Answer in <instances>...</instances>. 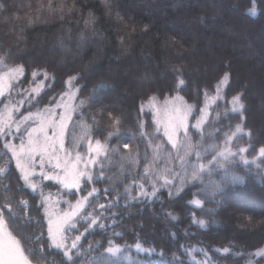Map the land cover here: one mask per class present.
I'll list each match as a JSON object with an SVG mask.
<instances>
[{"label": "trees", "instance_id": "1", "mask_svg": "<svg viewBox=\"0 0 264 264\" xmlns=\"http://www.w3.org/2000/svg\"><path fill=\"white\" fill-rule=\"evenodd\" d=\"M15 68L22 69L15 89L40 88L26 109L72 90L70 130L79 136L83 123L88 131L77 150L97 140L106 146L94 165L104 167L91 170L94 181H85L82 191L67 196L55 183L42 184V191L70 202L97 189L83 215L109 218L68 233L81 236V247L140 244L151 252H131L128 264L264 262L253 256L264 245V0H0V72ZM176 96L192 108L187 132L194 147L213 149L181 189L174 179L154 177L161 164L170 166L169 145L148 107ZM207 97L199 130L194 123ZM237 97L243 107L234 111ZM222 149L233 157L206 163ZM225 160L243 183L206 198L208 178L220 175ZM0 167V212L8 230L34 264H67L48 238L41 192L24 184L9 153ZM153 187L154 197L138 196Z\"/></svg>", "mask_w": 264, "mask_h": 264}, {"label": "snow or ice", "instance_id": "2", "mask_svg": "<svg viewBox=\"0 0 264 264\" xmlns=\"http://www.w3.org/2000/svg\"><path fill=\"white\" fill-rule=\"evenodd\" d=\"M252 12L255 14L254 8ZM19 75H22V69H9L0 75V96H3L9 90L12 86L11 81L17 79ZM227 80L228 76L226 74L220 83L225 84ZM180 83L182 84L183 81ZM34 91L39 90L35 89ZM215 99L213 98V100ZM238 101V97L232 101L234 111L243 107ZM150 106L154 109V119L158 125V130L162 126L164 136L170 142L175 143L176 134L181 128L187 127L191 106L185 104L181 96H176L173 100L166 101L164 105L159 107L154 103ZM56 107L62 108L63 111L57 113L54 109H45L43 112H30L17 122L13 119V112H18L19 108L5 105L4 110L0 111V139L5 140L3 148L6 149V152L0 153V158L6 157L8 153L11 154V159L15 162V167L20 172L22 180L33 192L41 186V181L35 180V177L38 176L43 181H54L65 191L67 196H71L82 191V184L85 181L89 183L94 181L90 166L96 163V157L105 153L106 146L102 145L99 140L95 142V146L89 142L88 152L90 154L95 153V155H90L87 158L79 152H75L76 146L88 135L87 125L81 123L79 125L82 129L81 134L79 136L73 135L70 146L66 147L65 134L69 129V122L72 121V115L76 109L70 103H60ZM21 125H25L24 134H20ZM76 126L73 125V127ZM239 131V126H237V132ZM8 137L19 139V144L13 143L12 140L7 139ZM241 151H244V149H241ZM260 152L261 155H264V148ZM227 155L233 157L230 150H228ZM49 169L51 171H48ZM145 171L147 172L148 169H145ZM4 172L5 168L0 167V174ZM165 183H168V181L166 180ZM125 191L127 192L128 189ZM96 193L97 189L93 188L87 195L81 196L75 200V203H71L67 199L55 198L51 193L44 195L41 191L47 217L48 238L54 248L63 250V256L66 258L67 264H77L76 258L81 255L77 250L81 236L77 235L69 245L67 243L69 240L67 233L77 230L78 224L85 223H87L85 229L87 231L88 228L96 225L98 220L109 218L103 215L98 216L95 211L88 213L87 216L83 215L87 211L85 205L89 202V197H93ZM155 195V187H153L151 193H146L143 190L138 193V196L144 197H154ZM129 198L136 199V197ZM61 203L67 204L68 207L66 209L61 208ZM193 203L197 206L200 205L199 200H194ZM114 206H107V210ZM99 207L106 209L105 205ZM9 210L11 211V209ZM89 220L90 223H88ZM199 223L202 227L204 226L203 220ZM99 226L101 228L106 227L104 224ZM112 226L115 227V223ZM136 250L141 251L140 244L136 245ZM124 251L126 250H122L117 246H110L106 253L89 257L87 264H119ZM224 251L227 252L228 250L225 249ZM257 255H264V250L257 253ZM0 264H28L20 241L8 231V224L2 212H0Z\"/></svg>", "mask_w": 264, "mask_h": 264}, {"label": "rangeland", "instance_id": "3", "mask_svg": "<svg viewBox=\"0 0 264 264\" xmlns=\"http://www.w3.org/2000/svg\"><path fill=\"white\" fill-rule=\"evenodd\" d=\"M15 69H19V68H15ZM7 71L8 70L0 72V75H2L3 73H5ZM20 76L21 75H19L17 79L12 80L11 81L12 86L9 88V90L3 96H0V111L4 110L5 105H8L9 107H12V108H19L18 112L17 111L13 112V119L16 120L17 122H19L22 119L23 116L28 115L30 112L31 113H37V112H43L45 109H50V110L54 109L57 113H59V112L63 111V109L56 107L57 104L70 103L72 105V101H73L74 96L72 95L73 91L71 90V91H68V92L64 91L63 93L58 95V97L55 100L51 101V103H49L47 106H44V107H41V108L26 109V107L31 106L32 102L34 101V99H35V97L37 95L38 91H34V90L35 89L39 90L40 88H38V87H30L28 90H25V89L24 90L23 89L22 90H20V89L17 90V89H15L14 88L15 86L13 87V84H15V82L20 78ZM70 97H71V99H70ZM173 99H170V100H167V101H171ZM211 99H212L211 97H207L206 98L205 103H204L203 108H202V111H201V115H200L199 119L194 123L196 129L200 130L201 129V125L206 120V115H207V112H208L207 107H208L209 102L211 101ZM165 102L166 101H163V102L155 101V102H150L149 103L148 107L153 112V118H154V109L150 105L154 103L157 107H159L161 105H164ZM185 104H187V103H185ZM191 113H192V108H191V112L189 113V116H188L187 126H188V122H189V118L191 116ZM155 123H156V121H155ZM156 125H157V123H156ZM157 127H158V125H157ZM70 128H71V125H70V122H69V129H68V131H66V134H65V146L66 147L70 146L71 137L74 135V133L71 132ZM159 128L161 129V131L163 133V127L161 126ZM24 129H25V125H21V133L20 134H24ZM165 138H166L167 143L169 145V148H168V150L166 152L165 158H166L167 162L170 164V166H169L168 169H164L163 166L161 167V165H162L161 164L160 165L161 168L159 167L160 170L157 169L154 172V177L156 179L159 178L163 182H165L167 180L168 184H171L172 182H175V180H176V182H177V186L176 187L178 189H181V187H183V185H184V184L181 185L183 183V181H185V180L192 181V178L195 179L196 173L198 171H200V172L202 171V169L206 166V164H202L201 161L204 158V156H206L207 153H209L213 149H212V146H207V148L206 149L204 148L203 150L200 149V148L194 147L195 144L191 141V137L188 135L187 127L181 128L179 130L178 134H176V137H175V143L170 142L169 139H167V137H165ZM7 139L12 140V142L16 143V144H19V142H20L19 139H13L12 137H8ZM1 141L3 142V144L5 143L4 139H1ZM88 144H89V142L86 143L84 150L81 151V152L77 150L78 145L81 146L80 144H78L76 146V148H75L85 158L89 157L90 155H95V153H91L90 154L88 152ZM92 145L95 146V143H92ZM76 150H75V152H77ZM227 152H228L227 149H222V150L216 152L214 154V156L209 157V159L206 161V163H209V162H211L213 160H216V158L218 159L216 161L218 163H220V161H221L220 159H226V158L229 157L227 155ZM9 155L11 157L10 153H9ZM98 157H96V160L98 159ZM106 157L108 158V156H106ZM158 162H161V158H158ZM14 165H15V162H14ZM94 165L95 164L90 166V171L95 169L96 166H98V167L99 166H103L104 167V165H98V164L96 166H94ZM48 171H51V169H49ZM167 171H169V172H167ZM18 173H19V175L21 177V174H20L19 171H18ZM35 180L41 181L40 188H38L36 190V191L41 192L43 190L42 189L43 188L42 184L44 182H48V181H43L42 178L38 177V176L35 177ZM50 182L55 183L54 181H50ZM61 190H63V189H61ZM43 193H44V195H48L49 193H51L53 195V197L59 198L61 200L67 199V197L66 198L61 197L60 194H55V192L53 193V191H43ZM78 198H79V196L76 199H78ZM41 199H42V197H41ZM71 203H75V200L71 201ZM60 206L63 209H66L68 207V205L64 204V203H61ZM43 212H44V217H45L46 224H47V217L45 215V207H44V205H43ZM69 234H71V232H69ZM67 235H68V233H67ZM68 236H69V240L67 241V243L70 245L71 244V240L74 239L76 236L73 235V234H72V236H70V235H68ZM109 247L110 246H108V248ZM21 248H22V246H21ZM90 249H91V251H90ZM121 249L123 250V248H121ZM77 250L81 253V255L78 258H76L77 259V264H82V262H83V264H87V261H88L89 257L96 256V255H99L101 253H106V250L105 251H95V249H92L89 246L81 247L79 242H78V245H77ZM124 250H126V251H124V254H123V256L120 259V263H121V261H123L122 264H128V263H130L133 260L132 253H135V254L140 253V254H143V255H147V254L151 253V252H148L147 250H145L143 248H141V251H137L136 250V246H133V247H130V248L124 249ZM262 250H264V245L260 249H258L255 252H253L254 253L253 254L254 258L255 257L256 258L261 257L264 260V255H257V253L261 252ZM61 251L63 252V250H61ZM24 255L27 258L28 264H34L33 262H31L29 260V258L26 256L25 253H24ZM249 264H252V261ZM260 264H264V262H262Z\"/></svg>", "mask_w": 264, "mask_h": 264}, {"label": "clouds", "instance_id": "4", "mask_svg": "<svg viewBox=\"0 0 264 264\" xmlns=\"http://www.w3.org/2000/svg\"><path fill=\"white\" fill-rule=\"evenodd\" d=\"M242 183V174L238 169L230 168L227 160H225L223 168L220 169V175L208 178L206 198H217L221 196L228 187Z\"/></svg>", "mask_w": 264, "mask_h": 264}]
</instances>
